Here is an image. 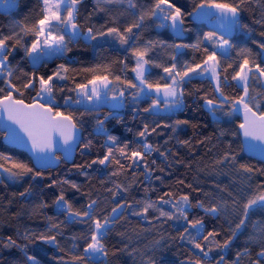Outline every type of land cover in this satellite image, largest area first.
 <instances>
[{
    "label": "snow or ice",
    "instance_id": "6c2138e0",
    "mask_svg": "<svg viewBox=\"0 0 264 264\" xmlns=\"http://www.w3.org/2000/svg\"><path fill=\"white\" fill-rule=\"evenodd\" d=\"M83 4L84 0H38L37 18L33 22H14L8 33L0 31V113L19 129L17 132L5 125V140L17 147L30 144L31 152L30 162L16 158L10 152L0 151V184L6 180L20 182L27 177H31V181L37 177L43 178V170L62 158H70L74 146L90 150L92 140L88 139L82 144H78V141L83 131V117L95 114L93 131L105 137L103 147L106 150L90 162L75 167L85 177L94 165L101 166L97 171L110 169L107 182L113 188L106 191L110 193L108 203L111 207L101 208V202L92 199L91 194H88L87 203L77 207L67 198L63 186L67 185L78 193L81 186L68 179L53 180L46 187L59 188L52 200L56 216L46 217L47 223L43 230L26 229L22 236L26 243L18 242L13 236L0 237V250L17 249L23 254L22 264H40L35 255L29 254V246L50 245L62 253L56 258V264H109V256L116 252L110 251L105 241L112 227L125 218L124 212L130 211L131 215L145 219L150 212H155L157 215L152 217L153 220L183 222L179 239L190 246L186 264H242L245 257L248 264H264V182L255 185L248 183L253 176L264 175V168L238 164L239 153L232 151L230 146L214 162L216 167L232 165L238 173L246 176L245 187L240 192H227L230 201L220 197L210 205L200 200L193 204L188 194L177 195L169 191L159 195L156 200L144 199L130 203L121 194L129 191L131 183L119 181L120 177H127L131 171L132 183H135L138 175L135 169L141 168L140 174L144 175L145 180L151 178L153 170L149 158L153 152H159L161 157L166 158V153L148 143L147 137L157 133L160 127L171 128L176 133L181 125L189 122L177 119L171 124L156 123L155 127H152V123L162 114L182 111L188 94L185 86L196 79L207 80L210 85V92H206L200 99L214 118L219 119L218 112L231 116L236 111H242L243 122L237 127L243 137L246 141L264 144V111L260 110L264 105V91H256L252 87L255 83L264 89V41L252 40L259 50L254 52L247 46L237 49L226 38L237 31L251 33L249 25L241 23L240 19L246 5L260 6L261 15L255 23L264 27V0H200L191 12L176 3V0H151L148 5L142 0H93V9L84 19L103 13L107 19L99 25L81 22ZM18 7L19 0H0V11L10 12ZM125 17L130 18L126 23L122 22ZM188 17L211 23L217 30L204 32L195 43H168L162 39L143 38L148 22L182 38L191 30L185 26ZM260 36L264 37V32ZM26 38H30V42ZM96 41H104L109 46L117 45L126 54L123 58L96 63L79 70L67 63H60L51 74L39 75L36 71L24 72L12 62L17 51L22 50V59H26L35 68L49 59L66 57L73 51L74 45L84 43L95 47L93 42ZM158 49L170 50L167 62L156 58ZM184 49L193 51L191 60L181 59ZM233 50L235 57L232 55ZM153 68L160 69L162 73L154 79ZM17 71L27 78L22 83H18L21 77L16 75ZM129 72L132 73L131 78ZM57 82L67 84L58 85ZM230 83L241 89L238 96L225 94L224 89ZM32 91L35 95L31 102L25 103V93ZM195 91L199 92L200 89ZM64 92L69 94L62 97L65 109L62 111L57 104V93ZM145 101L150 103L140 108L139 104ZM126 102L136 105L132 107L133 115L142 114L146 121L136 134L141 138V143L135 147H131L127 141L121 143L105 127L110 118L117 123L122 122L119 111L125 107ZM104 107L109 110L101 113ZM147 117L153 118L152 123L147 122ZM246 146L249 152L257 148L251 143ZM57 150L61 152L60 156L56 155ZM244 150L245 144H241L240 152ZM260 156L264 160V149H260ZM155 163V160L151 161V164ZM31 181L29 187L19 193L21 197L31 194ZM220 191L226 190L221 188ZM48 207L42 201L36 211ZM193 208L202 209L205 214L217 218L227 214L230 217L227 219L228 235L220 239L221 232L207 230L203 219H190V210ZM258 214L260 217L253 219ZM58 216H63V219L58 220ZM72 223L85 227L70 238L71 243L65 248L58 238L63 236L65 226ZM249 225L251 232L246 246L236 251L234 259L229 262L226 251L231 249L239 235L248 231ZM252 244L259 245V250L254 254L250 247Z\"/></svg>",
    "mask_w": 264,
    "mask_h": 264
},
{
    "label": "trees",
    "instance_id": "16d2710c",
    "mask_svg": "<svg viewBox=\"0 0 264 264\" xmlns=\"http://www.w3.org/2000/svg\"><path fill=\"white\" fill-rule=\"evenodd\" d=\"M145 5L151 3V0H142ZM200 0H176V3L183 5L186 11L191 12L194 5ZM93 9V0H84L81 6V22L87 24H102L107 19L103 13L95 14L91 19L85 20L88 13ZM38 0H19V7L10 12L0 11V31L8 33L9 28L14 22H33L37 18ZM261 8L257 4L246 5L240 14L241 23L249 25L252 30L250 34L244 31L234 32L230 39L236 48L251 47L254 52L259 51L252 40L264 41V37L260 36L264 32V27L255 23L260 18ZM27 17V20L25 18ZM130 18H122V22H128ZM186 27L191 29L184 34L182 39L172 37L167 29L156 28L154 24L148 22L146 29L143 32V38L147 39H162L168 43H195L198 36H202L204 32L212 31L205 24H197L193 22L192 17L186 18ZM30 42V38H26ZM95 47L80 43L73 46V51L68 53L66 57L60 59H49L45 64L36 65L35 68L22 59L23 51L18 50L13 58V64L17 65L18 69H23L24 72L37 74H51L57 64L67 63L71 67L79 70L82 67H89L96 63L108 62L123 58L125 52L119 49L117 45L109 46L104 41L93 42ZM170 50L158 49L156 58L161 62H167V55ZM184 56L181 58L191 60L194 53L191 49H184ZM195 55H199L196 53ZM235 57V50L232 52ZM131 61L129 64L131 65ZM160 69H152V78L161 75ZM21 79L18 83H22L26 77H23L20 71L16 74ZM129 78L132 73H128ZM80 79V77H77ZM58 85L67 84V82H57ZM185 106L182 111L170 115H161L155 118V123H152L153 118L147 117V122L152 123L155 127L156 123L171 124L177 119L187 120L189 123L181 125L176 133L172 132L171 128L160 127L157 133L147 137V142L158 146L161 151L166 153V158L161 157L159 152H153L149 158V163L152 168L151 178L145 180L144 175L140 174L141 169H135L138 173L136 182L132 183L133 177L131 171L127 177H120L119 181L125 184L131 183V187L127 193H122L121 196L130 203L138 200L151 199L156 200L159 195L165 192H174L177 195L184 193L188 194L193 204L197 200L203 201L205 205L215 203L220 197H224L230 201L227 192L231 191L234 194L240 192L245 187L246 176L238 173L232 165H224L216 167L214 162L223 155V153L231 150L239 153L237 163H245L255 168H264V163L258 162L244 152H240L242 144L239 134L240 124L239 113L236 111L231 116L218 114L219 119H214L200 99L206 92H210V85L207 80H193L186 86ZM252 87L256 91H264L259 85L253 83ZM199 88L200 91L195 90ZM225 94L235 97L240 94L241 89L236 88L234 83H230L225 89ZM195 93V94H193ZM69 93H57V104L63 108V96ZM255 95L256 92L254 91ZM17 95V98H20ZM35 92H26L23 97L25 103H30ZM150 101H145L139 104L140 108L147 107ZM136 105L126 102L125 107L120 109L119 115L122 118L121 123H117L115 119H108L105 123L109 134L115 135L120 142H129L131 147H135L141 143V138L136 134L142 129L143 123L146 122L143 115L134 116L132 107ZM109 109L104 107L101 113L107 112ZM261 111H264V105L261 106ZM227 111V109H225ZM223 113V112H222ZM94 115L83 117L82 143H86L88 139L92 140L90 150H82L79 146L76 156L71 164L61 161L60 165L54 169L43 170V178L37 177L31 181V177L25 178L20 182L5 181L0 184V237L13 236L20 243H26L23 239V233L26 229L43 230L46 226L47 216H56V210L52 207V200L59 192L58 187H46L53 180L60 181L68 179L74 181L81 186L80 192L66 189L67 198L72 200L75 206L79 207L88 202L89 195L92 199L99 200L100 207H108L110 193L106 189L113 188L110 182H107V173L110 169H101V166L94 165L88 170V176L85 177L75 167L76 165L90 162L98 155H102L106 150L103 147L105 142L104 136H98L94 133L95 126ZM103 118V115H101ZM223 133V134H222ZM235 133V135L233 134ZM3 134L0 132V151L10 152L16 158L28 160L30 158L19 150L6 146L3 142ZM187 141V143H181ZM155 160V164L151 161ZM127 163V161L125 162ZM159 177V179H156ZM31 181V194L25 197L19 195L26 187H29ZM180 181L184 183L181 184ZM264 182V175L257 174L252 177L248 183L255 185L256 183ZM190 185V187H189ZM223 188L226 191L221 192ZM147 189V191H146ZM207 194V195H206ZM46 202L49 207L36 211L37 206L41 202ZM157 213L150 212L147 219L131 215L130 211L124 212V219L118 221L111 229L105 241L110 251H115V255L109 256V264H186L189 258L190 246L179 239V232L182 231L183 222L173 221H157L152 217ZM260 214L253 217L258 219ZM62 220L63 216L56 217ZM190 219H203L207 230H217L221 232L220 239L228 235L227 219L230 218L227 214L221 215L219 218L210 216L204 213L202 209L193 208L190 210ZM151 220V223H149ZM85 226L75 223L65 226L63 236L59 237L60 244L67 248L74 234H79ZM19 232V236L17 233ZM251 232V225L248 231L239 235L233 242L231 249L227 250L225 255L230 262L235 257V252L243 250L246 246L247 237ZM81 245L83 241L80 242ZM125 245L127 249L125 250ZM253 254L259 250L258 244L250 245ZM131 253V254H130ZM29 254L36 256L40 264H56V258L62 255L57 252L54 246L39 245L38 247L29 246ZM215 255V254H214ZM23 254L17 249L0 250V264H22ZM242 264H248V259L245 257Z\"/></svg>",
    "mask_w": 264,
    "mask_h": 264
},
{
    "label": "water",
    "instance_id": "95a60500",
    "mask_svg": "<svg viewBox=\"0 0 264 264\" xmlns=\"http://www.w3.org/2000/svg\"><path fill=\"white\" fill-rule=\"evenodd\" d=\"M209 11H211V10H209ZM192 20L195 23L205 24L212 31L213 30H217V28L213 24H211V23L201 22L199 20H196L194 17H192ZM170 33H171V31H170ZM171 35H172V37L177 38V37L173 36L172 33H171ZM182 38H178V39H182ZM239 118H240V123L243 122V113H242V111L239 114ZM5 125H9L11 128H14V129H16L17 132H19L18 127L16 125H14V124H11V122L7 120L6 116H4L2 113H0V132L4 135L3 136V139H2V142L6 146H8L10 148H13V149L19 150L21 152H24L30 158V160H31V152L29 151L30 144L27 147H17L15 145H10V144L7 143V141L5 140V134L7 132V129L4 127ZM239 134H240V137H241L242 144H245V150L243 151L244 154L247 155V156H249L250 158L258 161V162L264 163V160H262L261 159V156H260V149H264V144H261V142H259V141H251V140L246 141L245 138L243 137V135L241 134L240 130H239ZM20 135L23 136V133H20ZM81 139H82V134H81ZM81 139L78 141V144H80ZM25 140H26V137H25ZM248 143H251V144H254V145L257 146V148H256V150L254 152H249L247 150V146L246 145ZM78 147H79L78 145L77 146H74V150L72 151V154H71V157L70 158H68V159H63L62 158L59 162L53 163V165L50 168H47V169H54V168L58 167L60 165L61 161L65 162V163H68V164H71L73 162L75 156H76V152H77ZM56 155L57 156H60L61 155V152L59 150H57L56 151ZM47 169H44V170H47Z\"/></svg>",
    "mask_w": 264,
    "mask_h": 264
},
{
    "label": "rangeland",
    "instance_id": "374dc122",
    "mask_svg": "<svg viewBox=\"0 0 264 264\" xmlns=\"http://www.w3.org/2000/svg\"><path fill=\"white\" fill-rule=\"evenodd\" d=\"M207 109V108H206ZM208 110V109H207ZM235 113V112H234ZM218 114H223L222 112H218ZM162 115H165V114H162ZM213 117V116H212ZM214 118V117H213ZM214 119H216V118H214Z\"/></svg>",
    "mask_w": 264,
    "mask_h": 264
},
{
    "label": "bare ground",
    "instance_id": "6f19581e",
    "mask_svg": "<svg viewBox=\"0 0 264 264\" xmlns=\"http://www.w3.org/2000/svg\"><path fill=\"white\" fill-rule=\"evenodd\" d=\"M241 112V111H240ZM240 114V113H239ZM81 141H82V139H81ZM80 144H81V142H80ZM79 148V147H78Z\"/></svg>",
    "mask_w": 264,
    "mask_h": 264
},
{
    "label": "crops",
    "instance_id": "0c3cea01",
    "mask_svg": "<svg viewBox=\"0 0 264 264\" xmlns=\"http://www.w3.org/2000/svg\"><path fill=\"white\" fill-rule=\"evenodd\" d=\"M197 24H199V23H197ZM227 38V37H226Z\"/></svg>",
    "mask_w": 264,
    "mask_h": 264
}]
</instances>
